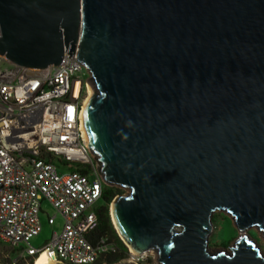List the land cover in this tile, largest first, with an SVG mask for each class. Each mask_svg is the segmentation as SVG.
Wrapping results in <instances>:
<instances>
[{"label": "water", "instance_id": "water-1", "mask_svg": "<svg viewBox=\"0 0 264 264\" xmlns=\"http://www.w3.org/2000/svg\"><path fill=\"white\" fill-rule=\"evenodd\" d=\"M86 68L82 114L109 206L159 264H264V0H0V56ZM239 236L212 250V216ZM112 216L114 221L112 220ZM52 264V263H51Z\"/></svg>", "mask_w": 264, "mask_h": 264}, {"label": "built area", "instance_id": "built-area-1", "mask_svg": "<svg viewBox=\"0 0 264 264\" xmlns=\"http://www.w3.org/2000/svg\"><path fill=\"white\" fill-rule=\"evenodd\" d=\"M76 58L77 48L66 50L57 66L28 70L0 56V242L14 252L11 264L41 254L52 264H108L120 253L107 236L91 241L104 183L82 123L89 74ZM44 201L64 226L34 249ZM125 247L118 263L140 264L146 253Z\"/></svg>", "mask_w": 264, "mask_h": 264}, {"label": "rangeland", "instance_id": "rangeland-1", "mask_svg": "<svg viewBox=\"0 0 264 264\" xmlns=\"http://www.w3.org/2000/svg\"><path fill=\"white\" fill-rule=\"evenodd\" d=\"M85 78L86 76H84V79ZM58 172L61 173L60 170H58ZM89 178L91 177L89 176ZM117 189L120 192V195L127 193L125 190L119 188ZM100 205H102L101 200L96 203L97 207ZM40 209L42 212V214L40 215L41 230L39 234L33 237L29 242V245L34 249L43 248L53 234L59 235L61 233L64 226V219L56 212L51 204L44 201L41 203ZM213 215H216V217L212 221L213 229L208 240V246L212 250H228V248L233 245V242L239 236V233L234 227V224L229 216L219 212H216ZM47 218H53L52 225L48 224ZM242 235H246L248 238L254 241L260 252L264 255V239L255 229H248L244 233H242ZM14 256V252L9 247L0 242V264H2L3 261L8 259L9 257L13 259ZM114 264L119 263L117 262ZM140 264L159 263L157 261L155 253L153 251H150L146 253Z\"/></svg>", "mask_w": 264, "mask_h": 264}, {"label": "trees", "instance_id": "trees-1", "mask_svg": "<svg viewBox=\"0 0 264 264\" xmlns=\"http://www.w3.org/2000/svg\"><path fill=\"white\" fill-rule=\"evenodd\" d=\"M120 195V192L115 187H108L103 186V191L100 200L102 201V205L98 206L96 208V215L98 218V225L95 228V230L91 233V241H94L99 236H107L108 239L116 245V247L119 249L120 253L118 255L112 256L107 261L108 264H114L123 259L124 255L127 252V249L123 242L118 237L112 221L110 217L109 212V206L113 199ZM216 217V215L212 216V221ZM11 254V252H10ZM38 260V259H37ZM34 262H30L29 264H33ZM2 264H11V258L4 260ZM99 264V263H98Z\"/></svg>", "mask_w": 264, "mask_h": 264}, {"label": "bare ground", "instance_id": "bare-ground-1", "mask_svg": "<svg viewBox=\"0 0 264 264\" xmlns=\"http://www.w3.org/2000/svg\"><path fill=\"white\" fill-rule=\"evenodd\" d=\"M88 93H89V97L92 95L93 90L92 88L89 86L88 87ZM112 220L114 221V218L112 216ZM146 255V254H145ZM38 259V260H37ZM33 264H51V262L46 258V256L44 254L39 255L38 257L35 258L34 263ZM128 264V263H127Z\"/></svg>", "mask_w": 264, "mask_h": 264}]
</instances>
